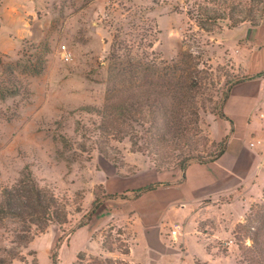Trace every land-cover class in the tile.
Listing matches in <instances>:
<instances>
[{"label":"rangeland","instance_id":"rangeland-1","mask_svg":"<svg viewBox=\"0 0 264 264\" xmlns=\"http://www.w3.org/2000/svg\"><path fill=\"white\" fill-rule=\"evenodd\" d=\"M222 1L0 0V202L31 173L68 213L66 225H51L29 244L19 238L24 225L13 218L0 221V259L6 264H139L128 256L132 235L126 224H110L94 235L101 246L95 251L69 242L71 231L88 222L95 200L103 199L108 168L132 174L150 163L166 170L180 167L183 159L173 149L158 157L154 143L163 136L144 134L111 109L118 94L125 96L116 76L119 64L128 63L129 51L135 62L155 60L160 68L181 59L190 64L189 56L203 53L202 67L212 68L223 83L245 75L234 58L236 35L228 32L227 22L206 33L187 15L206 9L229 13ZM235 2L238 12L252 6L259 15L264 8L263 0ZM63 46L72 53L70 62L63 59ZM146 111L137 106L131 119ZM111 113L114 121L108 120ZM201 118L192 137L209 155L225 137L218 141L212 133L219 117ZM251 124L262 159L258 172L238 193L196 206L176 223L182 225L183 240L170 243L187 252L183 264H264V110ZM9 251L21 258L11 259Z\"/></svg>","mask_w":264,"mask_h":264},{"label":"crops","instance_id":"crops-1","mask_svg":"<svg viewBox=\"0 0 264 264\" xmlns=\"http://www.w3.org/2000/svg\"><path fill=\"white\" fill-rule=\"evenodd\" d=\"M228 32L236 35L234 58L245 75L263 72L264 19L258 26L243 24ZM263 110L264 78L237 83L223 108L227 119L218 118L212 127L218 141L229 136L225 152L217 159L162 171L145 163L132 174L108 168L102 178L104 194L126 193L127 197L104 200L91 221L71 235L70 244H81L84 251L93 246L95 251L101 246L94 235L110 224H126L132 235L128 255L132 262L183 264L187 252L170 243L172 225L196 206L238 193L256 176L262 159L251 136V123ZM153 184L161 185L137 198L132 196L131 192Z\"/></svg>","mask_w":264,"mask_h":264},{"label":"trees","instance_id":"trees-1","mask_svg":"<svg viewBox=\"0 0 264 264\" xmlns=\"http://www.w3.org/2000/svg\"><path fill=\"white\" fill-rule=\"evenodd\" d=\"M235 1L241 2V0L222 1L224 4L226 3L225 5L229 4V13L206 9L198 13L190 11L187 15L197 24L199 30L206 33H212L215 26L222 30V26L219 24L226 22L228 30L236 29L245 23H250L253 26L261 24L264 19V8L259 10V15L256 14L252 6L246 9L245 13L238 12ZM208 25H211L212 28ZM120 49L128 50L122 45ZM131 55L132 51H129L127 54L128 63L119 64L121 68H118L119 75H116L118 82H121L123 86L125 96L118 94L111 109L118 110L119 115L130 119L131 126L138 127L144 134L163 136L158 144L154 143L158 148V157H161V154L166 156L168 149L180 151V156H183V159L178 162L181 169H185L186 164L191 160L203 163L220 157L226 150L229 136H226L218 144L216 151L209 155L202 153V149L192 137V133L195 132L196 136L201 129V115L210 114L227 119L223 108L234 85L247 80L264 78V71L256 75H242L238 79L223 83L222 78L215 76L218 74L214 73L212 68L206 65L202 67L204 65H201L200 60L206 56L203 53L197 57L189 56L188 59L192 62L190 64L183 59L172 63L163 62L164 68H160L155 60L143 62L144 59L141 58L135 62ZM135 63L137 64L135 65ZM39 65L41 64L38 62L36 69L39 68ZM127 76L130 79H127ZM137 106H146L149 111L139 116L135 115L134 119H131ZM106 115L104 112L102 117L105 118ZM112 115L111 113V118L108 120H115ZM165 141L170 145L165 146ZM155 168L159 171L163 170L157 164ZM160 185L153 184L133 191L131 194L137 198ZM126 197V193L122 195L104 194L102 200H95L89 216L85 219L90 222L104 200ZM66 208V205L53 191L40 186L33 175L27 173L17 187L4 192L3 200L0 202V221L13 218L24 225L25 231L19 235V238L21 242L29 244L38 234L45 233L51 225L59 227L66 225L68 223ZM71 232L73 234L75 230ZM61 243L62 238L60 237L56 249ZM8 255L13 260L21 258L15 251H9ZM56 258L55 251L53 255L55 263L57 262ZM78 259L83 261V258ZM0 262L7 263L5 258L0 259Z\"/></svg>","mask_w":264,"mask_h":264},{"label":"built area","instance_id":"built-area-1","mask_svg":"<svg viewBox=\"0 0 264 264\" xmlns=\"http://www.w3.org/2000/svg\"><path fill=\"white\" fill-rule=\"evenodd\" d=\"M62 55H63V59L66 62H70L72 60V53L71 51H69L66 46L62 47ZM251 146H255V143H252ZM170 235L171 237L177 241V240H183L182 239V235H183V231H182V225L180 224H175L172 229L170 230Z\"/></svg>","mask_w":264,"mask_h":264}]
</instances>
